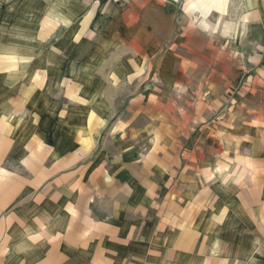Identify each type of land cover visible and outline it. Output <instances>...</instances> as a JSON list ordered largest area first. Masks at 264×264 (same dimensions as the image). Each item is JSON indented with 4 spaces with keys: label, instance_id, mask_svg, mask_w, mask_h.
I'll return each mask as SVG.
<instances>
[{
    "label": "crops",
    "instance_id": "1",
    "mask_svg": "<svg viewBox=\"0 0 264 264\" xmlns=\"http://www.w3.org/2000/svg\"><path fill=\"white\" fill-rule=\"evenodd\" d=\"M198 1L188 0L186 9L192 12ZM226 1L202 0V17L223 11ZM115 2L121 10L111 9ZM138 2L129 27L134 5L128 0H0V264L239 262L190 241V208L208 196L210 175L192 170L196 161L175 158L168 171L155 158V171L137 157L142 142L131 141L127 118L118 128L108 122L111 102L135 101L108 92L123 86L133 92L134 69L148 70L144 58L162 53L127 50L125 39L150 30ZM99 133L109 142H97ZM89 136L96 140L92 148L82 144ZM171 171L179 184L170 191L184 199L162 202L164 212L152 204L157 212L147 213L150 200L167 191ZM259 183L234 186L239 213L253 215L256 236L263 227ZM258 249L249 259L264 264Z\"/></svg>",
    "mask_w": 264,
    "mask_h": 264
},
{
    "label": "rangeland",
    "instance_id": "2",
    "mask_svg": "<svg viewBox=\"0 0 264 264\" xmlns=\"http://www.w3.org/2000/svg\"><path fill=\"white\" fill-rule=\"evenodd\" d=\"M128 1L134 5L129 8L132 27L138 0ZM139 1L150 30L142 38L125 39L127 50L162 53L144 58L149 59L148 70L143 65L134 69L133 92L126 86L108 92L135 98L133 104L111 102L108 122L118 128L121 118H127L124 125L131 141L142 142L137 157L155 164V171L157 157L165 162L166 171L172 170L173 158L196 161L198 166L192 170L209 174L211 189L203 202L190 208L188 223L194 229V237L188 235L190 241L205 243L211 255H233L237 264H258L249 258L256 246L264 257V208L263 227L256 236L253 215L239 213L234 186L261 181L264 198V0H227L223 11L210 10L205 17L202 0L192 12L186 9L188 0ZM111 9L121 10V6L115 2ZM154 30L164 32L165 38L150 36ZM44 51L39 50L41 55ZM141 97L142 101H136ZM108 138L99 133L96 140H106L105 144ZM71 139L66 134L64 140ZM96 140L89 136L82 144L92 148ZM170 177L167 191L150 200L147 213L157 212L152 204L161 205L162 212L167 206L162 202L181 204L184 198L172 193L178 187L179 173L171 171Z\"/></svg>",
    "mask_w": 264,
    "mask_h": 264
}]
</instances>
